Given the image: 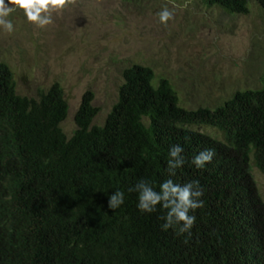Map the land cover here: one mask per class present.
<instances>
[{
  "label": "trees",
  "instance_id": "trees-1",
  "mask_svg": "<svg viewBox=\"0 0 264 264\" xmlns=\"http://www.w3.org/2000/svg\"><path fill=\"white\" fill-rule=\"evenodd\" d=\"M250 0H201L245 15ZM264 10V0H254ZM116 103L102 125L85 91L69 137L60 128L68 105L53 83L36 98L17 94L0 62V264H264V202L251 163L264 177V68L260 87L236 91L222 105L185 109L165 78L148 66L122 71ZM209 127L219 136L198 128ZM185 163L168 173L169 149ZM214 151L197 169L192 159ZM199 181L202 207L190 232L163 229L167 209L138 208L145 180ZM124 193L114 211L108 199Z\"/></svg>",
  "mask_w": 264,
  "mask_h": 264
},
{
  "label": "rangeland",
  "instance_id": "rangeland-1",
  "mask_svg": "<svg viewBox=\"0 0 264 264\" xmlns=\"http://www.w3.org/2000/svg\"><path fill=\"white\" fill-rule=\"evenodd\" d=\"M8 3V0H5ZM167 8L173 18L160 23ZM245 15H230L201 0H74L52 23L39 27L22 10L0 26V62L13 73L16 92L36 98L58 83L67 101L60 128L67 137L85 91L93 93L102 125L116 103L122 71L148 66L152 84L165 78L185 109H214L236 91L257 89L264 68V10L254 0ZM198 130L219 136L213 128ZM251 176L264 202V177L251 163Z\"/></svg>",
  "mask_w": 264,
  "mask_h": 264
},
{
  "label": "clouds",
  "instance_id": "clouds-1",
  "mask_svg": "<svg viewBox=\"0 0 264 264\" xmlns=\"http://www.w3.org/2000/svg\"><path fill=\"white\" fill-rule=\"evenodd\" d=\"M70 2H74V0H8L7 4L5 0H0V26L11 33L14 30L13 24L6 17L13 11L22 10L28 22L45 27L52 23L51 13L60 12ZM158 15L160 23L165 25L173 18V13L167 8ZM183 151V147L178 144L169 149L168 173L170 176H174L176 170L185 163L181 155ZM214 155L215 153L211 149L201 151L193 157L192 164L197 169H202L207 163L212 162ZM128 191L138 193L137 208L142 213L154 212L158 204L167 209L166 216L162 217L165 221L162 227L167 230L179 226L178 235L190 232L195 223V216H190L188 213L190 210L202 207L203 204L199 199L203 195L199 181H191L181 186L168 179L160 185V191L157 192L149 182L140 180ZM123 203L124 193L122 191L114 192L108 199V207L113 211Z\"/></svg>",
  "mask_w": 264,
  "mask_h": 264
}]
</instances>
